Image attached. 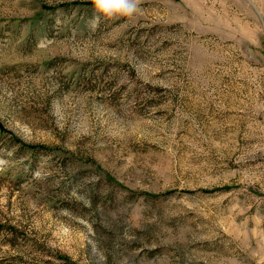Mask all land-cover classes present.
<instances>
[{
	"label": "rangeland",
	"instance_id": "rangeland-1",
	"mask_svg": "<svg viewBox=\"0 0 264 264\" xmlns=\"http://www.w3.org/2000/svg\"><path fill=\"white\" fill-rule=\"evenodd\" d=\"M139 8L0 0V264H264V0Z\"/></svg>",
	"mask_w": 264,
	"mask_h": 264
},
{
	"label": "clouds",
	"instance_id": "clouds-1",
	"mask_svg": "<svg viewBox=\"0 0 264 264\" xmlns=\"http://www.w3.org/2000/svg\"><path fill=\"white\" fill-rule=\"evenodd\" d=\"M98 13L93 17V23L100 20H112L118 18H132L139 14V0H91Z\"/></svg>",
	"mask_w": 264,
	"mask_h": 264
},
{
	"label": "trees",
	"instance_id": "trees-1",
	"mask_svg": "<svg viewBox=\"0 0 264 264\" xmlns=\"http://www.w3.org/2000/svg\"><path fill=\"white\" fill-rule=\"evenodd\" d=\"M15 140V139H14ZM17 141V140H16ZM18 142V141H17ZM18 143H20V142H18ZM33 148H36V146H33Z\"/></svg>",
	"mask_w": 264,
	"mask_h": 264
}]
</instances>
